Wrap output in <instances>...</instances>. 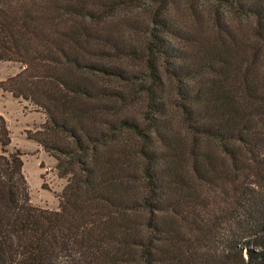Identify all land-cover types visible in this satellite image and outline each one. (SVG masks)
<instances>
[{"label": "trees", "instance_id": "16d2710c", "mask_svg": "<svg viewBox=\"0 0 264 264\" xmlns=\"http://www.w3.org/2000/svg\"><path fill=\"white\" fill-rule=\"evenodd\" d=\"M202 1L0 0L65 180L32 205L0 116V264H264V0Z\"/></svg>", "mask_w": 264, "mask_h": 264}, {"label": "rangeland", "instance_id": "374dc122", "mask_svg": "<svg viewBox=\"0 0 264 264\" xmlns=\"http://www.w3.org/2000/svg\"><path fill=\"white\" fill-rule=\"evenodd\" d=\"M181 1L185 3L183 6L187 4L188 7L193 5L201 8L203 19L212 11L207 7L210 5L202 0ZM19 70L18 64L0 62V82L14 76ZM0 116L6 121L11 139L8 152L19 151L22 154V173L28 186L30 203L42 209L57 210L65 180L58 177L53 158L27 139L28 133H33L44 123V114L31 107L27 101L14 99L11 94L0 90Z\"/></svg>", "mask_w": 264, "mask_h": 264}]
</instances>
